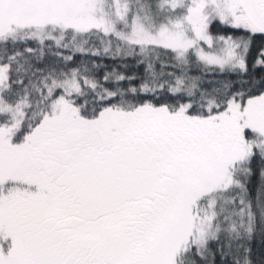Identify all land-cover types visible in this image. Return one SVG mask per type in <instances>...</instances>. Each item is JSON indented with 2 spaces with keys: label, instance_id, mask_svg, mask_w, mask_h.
<instances>
[{
  "label": "snow or ice",
  "instance_id": "6c2138e0",
  "mask_svg": "<svg viewBox=\"0 0 264 264\" xmlns=\"http://www.w3.org/2000/svg\"><path fill=\"white\" fill-rule=\"evenodd\" d=\"M0 264H264V0H0Z\"/></svg>",
  "mask_w": 264,
  "mask_h": 264
}]
</instances>
